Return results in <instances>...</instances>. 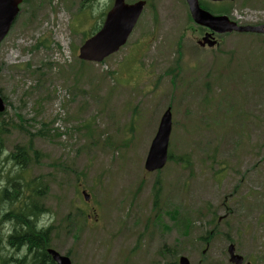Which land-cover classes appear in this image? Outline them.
Segmentation results:
<instances>
[{
  "label": "rangeland",
  "instance_id": "1",
  "mask_svg": "<svg viewBox=\"0 0 264 264\" xmlns=\"http://www.w3.org/2000/svg\"><path fill=\"white\" fill-rule=\"evenodd\" d=\"M112 1H44L42 26L26 27L27 39L15 29L0 47L4 117L15 124L4 148L34 135L40 160L28 151L20 175L36 178L32 194L46 187L37 201L40 225L58 224L50 245L73 264H232L233 242L264 264V36L233 32L204 48L186 0H148L125 47L81 63ZM206 1L242 25L264 21V0ZM169 106L170 158L149 172Z\"/></svg>",
  "mask_w": 264,
  "mask_h": 264
},
{
  "label": "water",
  "instance_id": "2",
  "mask_svg": "<svg viewBox=\"0 0 264 264\" xmlns=\"http://www.w3.org/2000/svg\"><path fill=\"white\" fill-rule=\"evenodd\" d=\"M223 1V0H213ZM190 11L194 20L201 25L208 26L216 32H232V31H257L264 32V24L259 26L252 25H238L231 21L227 16H214L208 11L200 7L198 0H187ZM145 5V1H138L134 4H126L125 0H115L114 7L108 13L102 29L93 37L88 39L80 48V58L86 61L101 62L112 53L118 51L124 45L136 25ZM4 8H8L11 16L2 25L0 21V40L6 35L8 27L12 19L17 13L18 2L16 0H5ZM5 9H0V19H2ZM207 35L204 41L208 40ZM210 45H214V41H209ZM203 44V43H202ZM0 110H4V103L0 97ZM172 131V113L168 109L162 116L158 131L151 144L148 156L145 161V169L153 172L162 169L168 159V147L170 135ZM89 199V196H86ZM232 255L231 261L236 264H241L243 258L234 255L233 246L230 247ZM49 253L58 264H72L68 256L62 255L53 249H49ZM180 264H190L187 257L180 258Z\"/></svg>",
  "mask_w": 264,
  "mask_h": 264
},
{
  "label": "trees",
  "instance_id": "3",
  "mask_svg": "<svg viewBox=\"0 0 264 264\" xmlns=\"http://www.w3.org/2000/svg\"><path fill=\"white\" fill-rule=\"evenodd\" d=\"M0 116H2V113H0ZM18 116L22 118L20 115ZM19 127L21 128V126ZM45 130V122H42V129L38 130L37 133L43 134ZM2 134L3 130H0V150L4 149ZM33 136L32 134L25 145H17L15 151L9 153L5 161L11 159L19 165V168H25L29 164L28 151H32L39 161L41 155L34 146ZM183 161L188 165L191 162V160L186 161L185 158H183ZM35 181L36 178L33 179V183ZM7 184L9 187H6ZM6 185L0 190V235L3 233L2 226L5 220L7 221L9 218L16 219L17 222L12 227L13 231L8 235L9 243L15 247L17 252L21 251L22 248L25 250L21 259L13 258L8 253L4 256L1 244V262L3 264H56L46 251L47 247L50 246L51 227L45 230L39 229L37 226L39 219L34 218H40L41 214L46 211L44 206L37 201V198L43 196L46 187L42 188L43 184L40 187L33 185V194L29 197L26 194L30 183L24 178L22 180L17 179L13 184L7 182ZM68 227H71V225H68Z\"/></svg>",
  "mask_w": 264,
  "mask_h": 264
},
{
  "label": "flooded vegetation",
  "instance_id": "4",
  "mask_svg": "<svg viewBox=\"0 0 264 264\" xmlns=\"http://www.w3.org/2000/svg\"><path fill=\"white\" fill-rule=\"evenodd\" d=\"M33 1L36 2V7L43 4V2L47 0H22L20 6V11L18 13V17L16 18V21H14L10 31H9V37L15 32H19V34L25 33L26 27L29 26V28L32 26V20H33ZM22 20V22H20ZM17 25H18V31H17ZM208 32L207 30L204 31V34ZM257 36H264V34H256ZM217 45L220 44L221 37L220 35H216Z\"/></svg>",
  "mask_w": 264,
  "mask_h": 264
},
{
  "label": "clouds",
  "instance_id": "5",
  "mask_svg": "<svg viewBox=\"0 0 264 264\" xmlns=\"http://www.w3.org/2000/svg\"><path fill=\"white\" fill-rule=\"evenodd\" d=\"M8 156H9V152H8L7 149L0 150V164H3L4 163V158L5 157H8ZM13 164H14V161L11 160V159H9L7 161V163H6V165H5V168L6 167H10ZM16 168L19 169V165H16ZM4 183H5V181L3 179H0V188H2L4 186ZM47 222H49V221H47V218H44V219L41 220V224H46ZM39 226L40 225H38V227ZM3 227H4L5 232H10L11 231V229L9 228V224H8L7 221L4 222ZM24 250L25 249L22 248L21 249V252L18 255H23Z\"/></svg>",
  "mask_w": 264,
  "mask_h": 264
},
{
  "label": "bare ground",
  "instance_id": "6",
  "mask_svg": "<svg viewBox=\"0 0 264 264\" xmlns=\"http://www.w3.org/2000/svg\"><path fill=\"white\" fill-rule=\"evenodd\" d=\"M8 186V184L6 185V187ZM9 187V186H8ZM48 248V247H47Z\"/></svg>",
  "mask_w": 264,
  "mask_h": 264
}]
</instances>
